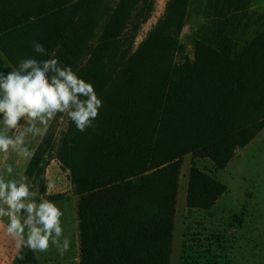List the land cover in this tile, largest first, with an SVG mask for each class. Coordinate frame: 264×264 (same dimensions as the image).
<instances>
[{
    "label": "trees",
    "instance_id": "obj_1",
    "mask_svg": "<svg viewBox=\"0 0 264 264\" xmlns=\"http://www.w3.org/2000/svg\"><path fill=\"white\" fill-rule=\"evenodd\" d=\"M154 1L0 0V50L13 67L28 57H55L102 101L94 128L80 132L68 120L54 156L78 196L79 264H170L184 156L224 168L264 127V26L249 39L236 36L250 0H207L192 55L180 61L190 0H168L132 48ZM34 42L45 54L33 50ZM50 143L49 128L28 173L44 172L38 162ZM226 188L193 163L186 206L209 210ZM185 229L182 254L190 257L194 245L186 255ZM205 240L201 249L212 238ZM16 260L37 256L23 244Z\"/></svg>",
    "mask_w": 264,
    "mask_h": 264
},
{
    "label": "rangeland",
    "instance_id": "obj_2",
    "mask_svg": "<svg viewBox=\"0 0 264 264\" xmlns=\"http://www.w3.org/2000/svg\"><path fill=\"white\" fill-rule=\"evenodd\" d=\"M116 1L105 0L111 6ZM167 1H154L150 16L141 24L135 36L133 49L163 15ZM207 6V0H190L187 17L179 34L182 49L177 52L176 61H180L186 54L192 55L193 38L205 22ZM262 26H264V0H250L241 24L236 25V36L241 41L249 39L254 31ZM130 31L128 28L127 33ZM12 68L13 66L0 50V72L6 75ZM68 120L67 115L61 113H56L48 120L46 130L50 128L51 143L42 160L38 162V166H42L44 172L37 173L35 169L31 174L28 173L27 169L33 156L22 157L12 147L7 153L0 152V172L4 171L7 164H12L15 169L13 175L17 178L27 177L30 191L37 201L42 198L47 199V195L50 194L59 193L62 196L51 201L63 212L61 223L64 236L70 241V250L61 254L50 245L47 252L34 251L37 256L35 262L17 263L12 247L14 244H24V241L14 238V244L0 243V264H79L76 216L78 196L74 192L68 171L61 168L54 157L60 133L66 128ZM23 123L22 120L21 124ZM2 128L3 124L0 121V129ZM8 134L15 136L16 133L15 130H10ZM43 136L27 134L24 143L34 153ZM46 160L48 162L45 164ZM193 163L199 169L222 181L227 187L216 204L214 203L218 206L214 209L210 208V211L189 210L186 206V196L183 198L181 194L185 189L186 195V173ZM42 185L45 186V191L41 190ZM179 185L182 186V191H179L181 198L177 195L176 200V209L177 207L178 209L175 212L173 225L170 264H264V127L249 143L237 148L224 168H216L208 157L193 158L190 154L185 155ZM1 219L8 220L7 217H0ZM3 222L0 221V225ZM186 224L188 227V235L185 237L186 255L190 251L191 244L194 245L190 257H184L182 254ZM205 236L212 238L211 244L201 249V244L208 241L205 240Z\"/></svg>",
    "mask_w": 264,
    "mask_h": 264
},
{
    "label": "clouds",
    "instance_id": "obj_3",
    "mask_svg": "<svg viewBox=\"0 0 264 264\" xmlns=\"http://www.w3.org/2000/svg\"><path fill=\"white\" fill-rule=\"evenodd\" d=\"M33 50L45 54L38 42ZM101 107L93 85L71 66H62L55 57L21 59L6 75L0 72V152L7 153L12 147L22 157L31 158L34 153L24 143L27 134L43 136L48 120L56 113L66 114L78 131L85 132L94 128ZM10 130H15V136L8 134ZM14 171L13 165L7 164L0 172V217L8 218L7 232L20 237L24 246L35 252H47L50 245L61 254L68 252L70 241L64 236L62 210L46 198L37 201L27 177L17 178Z\"/></svg>",
    "mask_w": 264,
    "mask_h": 264
},
{
    "label": "crops",
    "instance_id": "obj_4",
    "mask_svg": "<svg viewBox=\"0 0 264 264\" xmlns=\"http://www.w3.org/2000/svg\"><path fill=\"white\" fill-rule=\"evenodd\" d=\"M190 156H191V154H190ZM188 174H189V172L188 173H186V178H187V180H186V183H188ZM213 176V175H212ZM214 177V176H213ZM186 183H185V185H186ZM187 187V186H186ZM186 191H187V189H186ZM218 200V199H217ZM220 203V202H219ZM216 204V203H215ZM215 204L211 207V209H214V208H216V206H218V204L215 206ZM211 209H209V211L211 210ZM0 221H4L1 225H0V243H3L4 245L5 244H14V238L15 239H18V238H20V237H18V236H16V237H14V236H12V235H10L8 232H7V224H8V220L6 219V220H4V219H1ZM21 245H23V244H14L13 245V247H12V250H14L15 251V258H16V253H17V251H18V249L20 248V246ZM17 261V260H16ZM18 263V262H17Z\"/></svg>",
    "mask_w": 264,
    "mask_h": 264
},
{
    "label": "bare ground",
    "instance_id": "obj_5",
    "mask_svg": "<svg viewBox=\"0 0 264 264\" xmlns=\"http://www.w3.org/2000/svg\"><path fill=\"white\" fill-rule=\"evenodd\" d=\"M179 191H182V186L181 185H179V188H178V198H181V194H183V198L186 196L185 195V189L183 190V192L181 193V194H179L180 192ZM177 209H178V207H177ZM176 209V210H177ZM179 211V210H178ZM177 217V216H176ZM178 219V218H177Z\"/></svg>",
    "mask_w": 264,
    "mask_h": 264
}]
</instances>
